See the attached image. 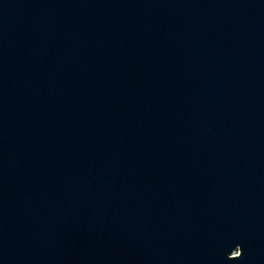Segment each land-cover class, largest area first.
<instances>
[{"label": "water", "instance_id": "1", "mask_svg": "<svg viewBox=\"0 0 264 264\" xmlns=\"http://www.w3.org/2000/svg\"><path fill=\"white\" fill-rule=\"evenodd\" d=\"M0 264H264V0H0Z\"/></svg>", "mask_w": 264, "mask_h": 264}]
</instances>
